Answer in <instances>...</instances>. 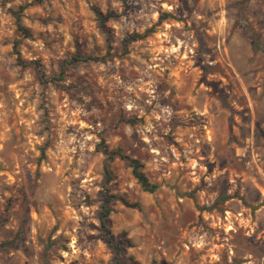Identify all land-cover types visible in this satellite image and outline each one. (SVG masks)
<instances>
[{"label": "rangeland", "instance_id": "rangeland-1", "mask_svg": "<svg viewBox=\"0 0 264 264\" xmlns=\"http://www.w3.org/2000/svg\"><path fill=\"white\" fill-rule=\"evenodd\" d=\"M100 141L156 189L119 158L106 182ZM17 233L0 264H264V0H0V242Z\"/></svg>", "mask_w": 264, "mask_h": 264}, {"label": "trees", "instance_id": "trees-1", "mask_svg": "<svg viewBox=\"0 0 264 264\" xmlns=\"http://www.w3.org/2000/svg\"><path fill=\"white\" fill-rule=\"evenodd\" d=\"M42 1V0H39ZM96 19L98 21V26L100 30L104 33H106V29L104 26V21L108 19V17L111 16L110 13H107L105 15H102L100 12L95 11ZM15 23L17 26V29L21 31L23 34H29L28 30L21 24L20 22V16L15 13ZM153 26H150L146 29H144L142 32H132L125 37L122 38L121 44L124 48V50L127 49V45L130 44L133 41H137L140 39H143L147 37L150 33H152ZM18 41H14L13 43V51L16 55V59L19 63H24L21 58L19 51L17 49ZM261 47V44L259 42V39L257 37H254V43L253 48L254 50H257ZM87 60H102L104 61L106 59V56H88L86 57ZM63 75V71H60L59 75L57 77H46L44 73L40 74V82L42 84H45L47 82L56 81L58 78H61ZM97 150L102 153L104 156V172L106 177V182L110 181L112 179V171L110 169V163L114 158L121 159L124 164L130 168L132 175L139 183L140 187L148 192H152L156 189V184L152 183L148 180L146 174L144 173L142 169L141 162L133 157H130L126 154H124L119 148H109L106 144H104L103 141H100L97 144ZM41 153L43 154V149L41 150ZM112 195L109 194L107 191L104 192L102 195V204H101V210L98 214V220L100 224V233L99 238L109 247L113 250L114 255L117 256L125 247H129L132 245L129 238H127L124 234H122L120 237L116 238L109 226V213L111 211V208L109 206V202L112 199ZM122 203L129 207L139 208V203L137 201L134 202H128L124 198H120ZM19 238V233H17L13 238L8 240H3L0 242V251L4 249L7 245H11L13 243H16L17 239ZM117 264H121V262L118 260Z\"/></svg>", "mask_w": 264, "mask_h": 264}]
</instances>
